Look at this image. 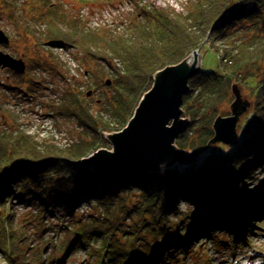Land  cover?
<instances>
[{"label": "trees", "instance_id": "trees-1", "mask_svg": "<svg viewBox=\"0 0 264 264\" xmlns=\"http://www.w3.org/2000/svg\"><path fill=\"white\" fill-rule=\"evenodd\" d=\"M0 1L2 8H10L11 0ZM42 2L50 7L40 13V18H52L48 24L52 34L48 44L66 47L70 39L80 45L83 55L109 65L110 70L106 72L115 79L112 78L109 86L114 91L104 108L93 114L88 109L87 99L74 94L66 106V111L72 110L80 123L99 130L102 136L105 131L119 130L127 124L141 96L151 88L157 70L180 62L201 45L210 46L218 54L221 71L200 70L190 80L182 108L190 115L191 123L178 136L177 145L188 151L206 146L214 135L211 124L221 111L220 106L233 99L230 86L234 78L247 85L254 105L243 125L242 141L238 145L226 149L212 146L190 166L175 165L151 173L134 172L120 179L106 177L79 163L91 151L100 148L96 147L97 138L64 149L48 145L40 148L35 138L22 129L1 131L0 252L8 264L47 261V256H38L40 246H35L25 228L29 224L38 230L48 228L46 219L55 216L59 206H62L63 217H76L79 228L71 223L69 229L75 234H86L81 240L86 243L87 233H92L94 228H81L95 222L96 218L79 215L81 205L85 201L91 204L122 198L132 190L138 191L141 197L137 213L144 217V222L139 228L153 226L143 231L147 236L154 230L152 243L147 241L152 246L140 249L136 244L141 239L140 229L129 231L123 227L115 233L116 240L120 241L118 247L111 250L107 258L113 260L119 249L120 256L114 259V264L139 263L151 255L160 261L161 255L168 254L163 253L161 247L175 239L174 248L186 247L193 234L191 228L202 225L205 219L212 223L214 218H230L233 222L232 215H238L229 210L243 208L242 198L235 199L243 183L240 182L248 176L251 167L264 160L261 153L264 151V0H192L185 12L146 4L138 8L120 35H112L106 29L85 31L72 26L78 31L73 33L63 28L64 31L58 22L64 15L57 6L51 5L52 1ZM72 22L78 26L81 21ZM249 80L254 84L248 83ZM250 154L255 158L250 160ZM35 196L38 215L21 219L11 212L14 199L31 202ZM178 197L189 206L197 205L202 212L182 216L179 209L172 207ZM171 207L173 214L179 215L178 221L169 219ZM36 220L39 222L33 223ZM97 232L101 234L100 230ZM101 255L104 257V252Z\"/></svg>", "mask_w": 264, "mask_h": 264}, {"label": "rangeland", "instance_id": "rangeland-1", "mask_svg": "<svg viewBox=\"0 0 264 264\" xmlns=\"http://www.w3.org/2000/svg\"><path fill=\"white\" fill-rule=\"evenodd\" d=\"M50 1L54 3L50 2L51 5L57 6L65 17H59L60 28L73 33L81 29L85 31L106 29L112 35L122 34L120 32L131 23L138 6L151 4L185 12L192 2V0ZM48 7L50 5L46 7L42 0H11L10 8L5 9L2 8L0 1V29L11 38L9 45H0V50L16 58H22L26 62V71L22 74L0 66V132L4 130L15 132L22 129L35 138L40 148L48 145L64 149L97 138L96 147L112 149L111 142L106 138L109 131H105L102 136L99 130L95 131L80 123L73 112H70L72 110L66 111V106L71 102V94L84 96L90 107L88 109L93 114L106 106L108 97L114 91L109 87L112 83L107 84L106 80L112 78L115 80L106 72L110 70L109 65L104 61H96L83 55L80 45L72 43L70 39L66 41L68 44L66 47L48 44L52 35L48 24L52 22V18L41 19L39 16L41 12L48 11ZM78 20L81 22L77 23L78 26H74L72 21ZM201 54L203 71H221L219 57L214 49L205 45ZM117 65L121 64L118 62ZM248 83L254 84V81L249 80ZM233 84H238L243 97L252 102L250 109L240 116L237 123L236 128L240 137L236 144L238 145L242 141L243 125L253 111L254 99L247 85L242 84L238 78L232 80L230 90ZM88 91L92 92L91 95H87ZM232 96L233 99L231 97L230 101H225L220 106L221 111L214 118L212 129L219 115H231L230 105L235 99L233 93ZM183 116L191 120L186 112ZM212 146L221 149L234 147L224 142L216 143L209 148ZM92 152L94 150L89 154ZM262 152L264 154L261 150ZM252 157L254 156L250 154L249 159L255 158ZM194 161H197L196 157ZM132 173L134 172L126 175ZM240 183L242 185L239 186L241 188L238 192L243 200L241 202L243 208L239 206L234 208L235 210H229L231 214L238 215V217L232 215L233 221L235 220L233 224L224 226L222 224L225 222L220 223L221 219L214 218L215 221L212 223L205 219L207 221L204 220L202 225L191 228L193 234L190 235L186 247L177 246L168 249L163 246L161 251L168 254L161 255L160 261L154 260L155 256L151 255L147 260L142 259L139 263L130 264H264V160L251 167L248 176ZM36 199V196L31 202H17L14 199L15 206L11 212L21 219L23 216L38 215L39 212L35 207ZM140 199L138 191L132 190L124 193L122 198L103 199L102 203L92 201L90 204L85 201L77 213L84 218H94V216L96 218L95 222H90L81 228L82 230L94 228L92 233H89L90 231L87 233L86 243H81L86 234H75L73 229H69L71 223L75 224L74 228H79L75 222L76 217L70 215L63 217L62 206H59L55 216L47 217L48 228L38 230V227L31 224L25 228L34 240L35 246H40L41 253L38 256L42 258L47 256V261L36 263L31 260L30 263L23 264H114V259L120 256L119 249L114 254L113 260L107 258L110 257V251L116 249L120 242L116 240L115 233L121 231L123 227H127L129 231L140 229L139 225L144 222V217L137 213V202ZM172 207L179 209L182 216L198 215L202 212L197 205L189 206L182 201V197H178ZM172 207L169 210V219L178 221L179 215L173 214ZM136 219L139 220L135 221ZM35 222L39 221L33 223ZM152 227L145 229L150 230ZM81 229H78L79 232ZM145 229H140L141 239L136 242L140 249L143 246L147 248L152 246L150 243L154 230L146 236L143 235ZM98 230L101 234H98ZM39 239L41 241L37 243ZM148 240H151L150 243L147 242ZM176 241L175 239L172 242ZM170 251H173V254ZM103 252L104 257L101 255ZM3 259L0 260V264H8L4 255Z\"/></svg>", "mask_w": 264, "mask_h": 264}, {"label": "water", "instance_id": "water-1", "mask_svg": "<svg viewBox=\"0 0 264 264\" xmlns=\"http://www.w3.org/2000/svg\"><path fill=\"white\" fill-rule=\"evenodd\" d=\"M10 36L0 29V45H9ZM202 45L175 64H169L153 75V84L143 93L132 117L118 131L108 132L106 138L113 148H99L83 157L79 163L110 178H122L129 172L151 173L175 165L197 163L200 155L211 145L224 142L234 146L239 142L237 123L240 116L251 107V100L244 98L238 84L231 87L235 96L231 115H219L214 123L213 137L202 149H181L176 141L190 126L182 108L190 80L202 69ZM0 66L15 73L26 71V62L0 50ZM111 84V79L106 80ZM88 91L87 95H91ZM197 158V161L195 160Z\"/></svg>", "mask_w": 264, "mask_h": 264}, {"label": "bare ground", "instance_id": "bare-ground-1", "mask_svg": "<svg viewBox=\"0 0 264 264\" xmlns=\"http://www.w3.org/2000/svg\"><path fill=\"white\" fill-rule=\"evenodd\" d=\"M239 194V192H237V194L236 195H238ZM240 196H241V194H239V196H237L235 199H239L240 198ZM238 217V216H237ZM235 221V220H234ZM174 245H172V244H168V245H166V247L169 249V248H171V247H173ZM156 260H159V258H156Z\"/></svg>", "mask_w": 264, "mask_h": 264}, {"label": "built area", "instance_id": "built-area-1", "mask_svg": "<svg viewBox=\"0 0 264 264\" xmlns=\"http://www.w3.org/2000/svg\"><path fill=\"white\" fill-rule=\"evenodd\" d=\"M0 260H2L3 261V259H2V255H0ZM4 264V263H3Z\"/></svg>", "mask_w": 264, "mask_h": 264}]
</instances>
